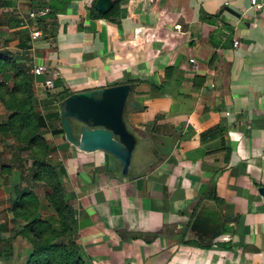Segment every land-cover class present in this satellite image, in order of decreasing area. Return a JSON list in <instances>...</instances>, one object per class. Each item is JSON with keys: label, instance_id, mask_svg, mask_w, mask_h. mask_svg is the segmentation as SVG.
<instances>
[{"label": "crops", "instance_id": "crops-1", "mask_svg": "<svg viewBox=\"0 0 264 264\" xmlns=\"http://www.w3.org/2000/svg\"><path fill=\"white\" fill-rule=\"evenodd\" d=\"M93 2L0 0L15 22L51 9L48 34L26 49L58 73L49 89L30 72L45 114L60 112L65 88L135 85L129 176L47 122L85 253L93 264H264V0H124L120 25L93 18Z\"/></svg>", "mask_w": 264, "mask_h": 264}, {"label": "rangeland", "instance_id": "rangeland-1", "mask_svg": "<svg viewBox=\"0 0 264 264\" xmlns=\"http://www.w3.org/2000/svg\"><path fill=\"white\" fill-rule=\"evenodd\" d=\"M15 21L14 15L0 13V54L7 55L5 60L8 61L9 67L0 72V84H4L2 92L8 93L5 97L9 98V101L15 100L11 103L14 107L28 97L31 106L26 108L33 112L35 119L36 113L45 115L44 105L35 97L33 90L26 94L22 86L18 88L16 82L19 79H15L10 71L13 64H20L30 72L36 67L30 52L18 45L20 38L26 36ZM15 113L16 109L5 108L0 101V124L12 122ZM55 125L61 124L56 120L53 123V126ZM16 126L18 125L13 124L10 133L0 134V264H28L33 254L31 240L35 236L29 227L30 224L43 222L49 215L59 216L58 207H72L68 185L69 172L64 156L58 154L51 144L49 125L37 131L38 139L40 138L38 141H33L25 124L18 128ZM42 164H46L48 168ZM17 192H21L20 195ZM14 199H18L17 202L23 203L25 207H15L12 202ZM75 218L78 222L77 213ZM60 234V231L57 235L46 232V236L56 237V243L64 239ZM78 242L83 249L81 255L84 263L93 264L91 257L84 251L81 238Z\"/></svg>", "mask_w": 264, "mask_h": 264}, {"label": "water", "instance_id": "water-1", "mask_svg": "<svg viewBox=\"0 0 264 264\" xmlns=\"http://www.w3.org/2000/svg\"><path fill=\"white\" fill-rule=\"evenodd\" d=\"M117 0H97L95 9L109 13ZM227 11L234 14L230 9ZM135 85L125 83L73 93L61 103V125L66 139L84 152L103 151L115 157L122 174L129 176L139 141L126 122L128 108H139L132 99ZM264 200V187L260 188ZM228 221V223L234 222ZM226 229V222L222 225ZM229 228V233H233Z\"/></svg>", "mask_w": 264, "mask_h": 264}, {"label": "trees", "instance_id": "trees-1", "mask_svg": "<svg viewBox=\"0 0 264 264\" xmlns=\"http://www.w3.org/2000/svg\"><path fill=\"white\" fill-rule=\"evenodd\" d=\"M124 0H117L115 3L114 8L107 14H101L95 9V3L97 0H94L93 5L90 8V15L93 18L98 19H109L112 22L120 25V10H121V3ZM56 3H52V7L55 6ZM58 11H54V15H57ZM18 25V22H16ZM43 20L41 21L40 28L43 32L48 34V29L44 28L43 26ZM19 27V26H18ZM19 29L22 30V34L25 35V38H20L21 41L19 42V47H23L25 50L30 48V35L25 31V29H22L19 27ZM28 35V36H27ZM49 35H52L50 33ZM9 58V57H8ZM7 55L6 54H0V72L4 71V69L9 68L7 66L8 61H6ZM7 70V69H6ZM14 74V78H18L19 80L16 82L18 88L23 87L22 89L27 94L28 91L33 90V82L34 78L33 75L30 73V70L28 68L21 66L20 64H13V69L10 70ZM44 81L51 79V73L48 72L45 77H43ZM21 82V85H20ZM16 86V87H17ZM4 88V84H0V101L3 103L5 108L8 109H16V113L12 116V122L0 124V134H8L13 129V124H17L16 128L26 125V128L28 129V134L32 136L33 141H38V133L40 128H46L47 122L52 120H58L61 121V115L60 112H54L52 114H45L40 115L36 113V117L34 119L33 112L29 109L27 110L26 106H31L29 103V98L26 97L25 99H22L19 101L18 105L14 107L12 102L15 100H10L9 98H6V94H8L6 91L2 92ZM14 91V90H12ZM73 93L70 92L69 89L65 88L63 92H61V99L64 100L68 96L72 95ZM11 95V93H9ZM10 97V96H9ZM30 104V105H29ZM61 128H56L53 130V133L58 134H65V131L60 125ZM35 141V142H36ZM45 149H47V146H45ZM43 167L48 168L46 164H42ZM19 195L21 192H17ZM18 199H14L12 202L14 203L15 207L24 208V204L21 202H17ZM58 213L57 215H49L46 216L45 220L33 222L30 224V229L33 233H35L34 238L31 240V243L33 245V254L31 256V260L28 264H85L84 260L82 258V246L79 244V238L80 235L78 234V222L75 218L76 212L72 207L64 206L63 208L58 207ZM77 229V232H75ZM49 231L53 235H57V232H61L60 237L64 238L61 242L56 243L55 238L56 237H48L46 236V232ZM120 235L123 239H128V237L125 235V233L120 232ZM133 239H139L140 236L132 235Z\"/></svg>", "mask_w": 264, "mask_h": 264}, {"label": "built area", "instance_id": "built-area-1", "mask_svg": "<svg viewBox=\"0 0 264 264\" xmlns=\"http://www.w3.org/2000/svg\"><path fill=\"white\" fill-rule=\"evenodd\" d=\"M256 3V0H253ZM51 13L49 6H43L36 9H32L25 14H20L18 17V25L20 28L31 36L33 40H37L43 37L42 29L40 28L41 21ZM234 45H239V40H234ZM49 71L45 64H39L33 70L35 76H42L47 74ZM58 73L54 71L52 78L45 81L46 88L53 89L55 87L54 78L57 77Z\"/></svg>", "mask_w": 264, "mask_h": 264}]
</instances>
